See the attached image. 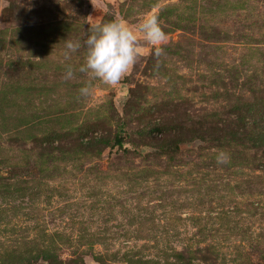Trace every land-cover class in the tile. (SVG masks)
<instances>
[{
    "label": "rangeland",
    "instance_id": "1",
    "mask_svg": "<svg viewBox=\"0 0 264 264\" xmlns=\"http://www.w3.org/2000/svg\"><path fill=\"white\" fill-rule=\"evenodd\" d=\"M115 20L108 85L79 68ZM0 264H264V0H0Z\"/></svg>",
    "mask_w": 264,
    "mask_h": 264
},
{
    "label": "clouds",
    "instance_id": "2",
    "mask_svg": "<svg viewBox=\"0 0 264 264\" xmlns=\"http://www.w3.org/2000/svg\"><path fill=\"white\" fill-rule=\"evenodd\" d=\"M139 30L144 34L147 42L154 46V54L157 57L161 56L167 34L158 18L154 15L145 17ZM90 32L85 41L86 63L79 68V71L87 72L93 79H99L105 84L116 85L127 75L142 54L137 32L122 20L91 26ZM81 46L79 41H67L66 57L70 53L77 52ZM73 75L74 70L69 66L65 79H71ZM80 93L88 96L90 88L82 87ZM216 161L217 164H227L229 156L221 151L217 154Z\"/></svg>",
    "mask_w": 264,
    "mask_h": 264
},
{
    "label": "water",
    "instance_id": "3",
    "mask_svg": "<svg viewBox=\"0 0 264 264\" xmlns=\"http://www.w3.org/2000/svg\"><path fill=\"white\" fill-rule=\"evenodd\" d=\"M192 146H193V144L186 143V144H182V145H181V148L184 150V149L190 148V147H192Z\"/></svg>",
    "mask_w": 264,
    "mask_h": 264
},
{
    "label": "trees",
    "instance_id": "4",
    "mask_svg": "<svg viewBox=\"0 0 264 264\" xmlns=\"http://www.w3.org/2000/svg\"><path fill=\"white\" fill-rule=\"evenodd\" d=\"M122 138L121 137H119V143H122ZM178 146V145H177ZM180 147H181V145H180Z\"/></svg>",
    "mask_w": 264,
    "mask_h": 264
}]
</instances>
